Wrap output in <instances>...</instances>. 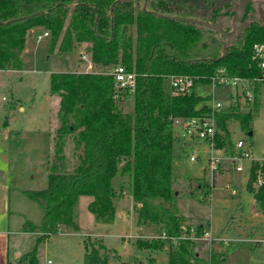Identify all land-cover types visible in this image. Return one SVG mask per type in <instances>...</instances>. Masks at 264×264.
Instances as JSON below:
<instances>
[{
  "label": "trees",
  "instance_id": "trees-1",
  "mask_svg": "<svg viewBox=\"0 0 264 264\" xmlns=\"http://www.w3.org/2000/svg\"><path fill=\"white\" fill-rule=\"evenodd\" d=\"M237 1L0 0V71H20L28 34L43 29L49 35L51 51L60 56L71 53L77 45L88 44L94 66L106 69L121 64L136 74L133 95L116 90L113 79L101 73L51 74L50 93L60 96L66 133L77 135L73 153L79 163L70 173H59L53 167L45 189L22 191L43 209L40 225L32 228L42 236L17 264H38L39 246L61 227L78 230L76 208L82 196L91 198L88 210L96 223L112 224L119 197L112 184L116 176L131 184L137 228L156 226L168 237L138 239L137 247L166 251L168 264L225 263L223 254L210 251L202 256L195 243L183 239L184 235L199 237L204 231L202 226L184 225L174 174L178 151L186 147L174 132V121L207 117L211 109L198 106L202 99L194 92L171 96L166 78L183 75L209 84L221 72L225 77L250 82L255 93L251 106L245 104L242 109L235 102L215 113V147L225 155H234L227 125L235 120L250 132L257 92L264 85L254 81L261 71L253 60V46L264 42V19L259 20L253 5H248L236 35L224 48L227 40L218 33L164 17L193 18L228 32L232 18L229 9ZM128 96L133 97V114L122 110ZM61 144L63 140L57 145L60 151ZM258 172L264 180V161L251 166L247 189L253 193L256 212L264 216V183L253 187Z\"/></svg>",
  "mask_w": 264,
  "mask_h": 264
},
{
  "label": "rangeland",
  "instance_id": "rangeland-1",
  "mask_svg": "<svg viewBox=\"0 0 264 264\" xmlns=\"http://www.w3.org/2000/svg\"><path fill=\"white\" fill-rule=\"evenodd\" d=\"M255 15L258 17L257 13ZM43 32L36 29L27 37L19 72L0 71V180L11 188L13 221L23 219L24 230L34 233L32 228L41 223L43 209L22 191L45 189L53 167L59 173H70L79 163L73 153V140L77 135H68L62 125L60 96L50 93V76L85 73L86 63L81 55L88 54L89 47L88 44L77 45L71 53L60 56L51 51L49 38L40 43L35 41V36ZM104 70L93 65L89 73ZM248 89L254 98V87ZM194 95L202 99L198 106L212 107L217 103L227 106L238 102L243 109V105L253 103L244 99L241 86L214 89L210 84L197 83ZM122 110L133 114L132 96L123 102ZM248 126L252 136L238 121H230L227 129L231 142L234 146L242 141L244 150L254 160H260L264 158V85L257 92V103ZM61 140L62 151L57 146ZM186 142L188 145L179 149L174 165L176 188L181 194L177 199L180 215L186 225L203 226L215 237L229 241L228 248L195 241L197 252L202 256L210 251L221 253L226 257L224 264H264V216L256 212L253 193L247 189L253 163L247 159L237 161L235 164L242 167V172L237 173L234 166L224 160L223 169L215 176L213 184L206 169L209 147L200 141ZM216 154L225 159L224 153ZM192 156L197 157L195 162L190 161ZM112 184L119 193L116 203L120 200L113 223H96L88 210L91 198L80 197L76 208L78 230L61 227L56 234L47 235L37 252L38 264H105V261L108 264H168L167 252L137 247L139 238L145 241L143 237L161 235V230H139L131 184L119 176L113 178ZM253 187L256 188V182ZM189 193L191 197L182 196ZM16 224L14 222L13 228ZM36 233L37 236L26 238L23 252L32 250L35 241L42 236L38 230ZM101 245L104 249H100ZM14 249L12 243V251ZM92 250H97L98 254H91ZM24 254L10 264H17Z\"/></svg>",
  "mask_w": 264,
  "mask_h": 264
},
{
  "label": "built area",
  "instance_id": "built-area-1",
  "mask_svg": "<svg viewBox=\"0 0 264 264\" xmlns=\"http://www.w3.org/2000/svg\"><path fill=\"white\" fill-rule=\"evenodd\" d=\"M49 35L47 32H43L42 34H37L35 36V41L40 43L44 39L48 38ZM82 61L86 63L85 73L91 72L93 69V63L90 59L89 54L81 55ZM253 60L256 62L258 69L261 71L260 78L254 80L256 82H264V42H259L253 46ZM101 74L110 76L113 79L114 87L118 91H127L130 95L134 94L135 84H136V74L132 72H128L124 66L121 64L106 68L102 71ZM167 82V91L173 97H181L190 95L194 92L195 85L197 84L196 80L189 76L183 75H174L166 78ZM210 85L214 89L218 87L230 86L234 89H237L238 86H241L243 89V97L247 101L252 102L253 97L248 89L251 86L250 82L241 78H228L220 73H216V75L211 79ZM224 105L217 103L216 105L210 107L211 113L207 117H192L186 119H177L174 121V132L177 136L186 142V140L200 141L205 143L210 149V156L207 159V167L209 174L211 175L212 183H215V176L223 169L222 164L224 160L228 161L231 166H234V170L237 173L242 172V167L240 165H236L235 163L241 159L250 160L254 163H262L264 158L260 160H254L251 154L248 151L244 150V144L242 141H238L234 145L235 154L232 156L225 155V159L219 157L216 153L221 152L224 153L223 150L217 149L215 147V136L217 133V123L215 119V113L219 111ZM197 157L192 156L190 158L191 162H195ZM257 181L256 188L261 186L264 183L263 176L260 172L257 173ZM233 195H236L235 191H232ZM184 230L185 227L183 226ZM167 235L163 233L161 240L167 239ZM183 239H189L192 242L201 241L205 242L210 247L218 244L223 247H229V241L222 239L221 237H215L209 231H204L203 234L199 237H186L183 236Z\"/></svg>",
  "mask_w": 264,
  "mask_h": 264
},
{
  "label": "crops",
  "instance_id": "crops-1",
  "mask_svg": "<svg viewBox=\"0 0 264 264\" xmlns=\"http://www.w3.org/2000/svg\"><path fill=\"white\" fill-rule=\"evenodd\" d=\"M34 32H35V30L30 32L28 34V36L34 34ZM26 41H27V38H26ZM83 45H86V44H83ZM22 54H23V52H22ZM184 145L187 146L188 145L187 142H184ZM1 176H2V174H0V177ZM10 191H11L10 186L5 182H1V180H0V264H7L10 262H16L18 260V258L22 254L25 253V252H23L24 250H23L22 244L24 243V241H26V238L30 237L31 235H33V236L38 235L36 232L34 233L30 230H27V231L24 230L23 225H24L25 221L23 219H21V221H19V219L13 221L12 213L10 212ZM253 202H254V200H253ZM119 203H120V200L117 203H115L116 209H118ZM116 215H117V212L115 213V217H116ZM14 222H15V224L17 222H19L16 224L15 228H13ZM184 225H186V224H184ZM36 226H38V225L36 224ZM153 228H158V227H156V226H144V227L138 228V229L139 230L140 229L150 230ZM203 231H207V229H205L203 227ZM163 233L164 232L161 231V235H158V236H152V234H148L147 237H143V238L145 240H147V239H160L162 237ZM12 243L14 244V247H15L14 251H12ZM35 243H36V241H35ZM34 246H35V244L33 245V247ZM149 261H150V263L153 262L151 260H149ZM153 264H155V263L153 262Z\"/></svg>",
  "mask_w": 264,
  "mask_h": 264
},
{
  "label": "water",
  "instance_id": "water-1",
  "mask_svg": "<svg viewBox=\"0 0 264 264\" xmlns=\"http://www.w3.org/2000/svg\"><path fill=\"white\" fill-rule=\"evenodd\" d=\"M252 4L255 12L258 15V19L262 20L264 19V0H238L234 5L229 9V11L232 13V18L230 21V31H225L222 27L211 24V23H206L197 19L193 18H182V17H173V18H167L166 19H171L174 21H179V22H184V23H189V24H196L200 25L206 29L212 30L216 33H218L222 38L226 39V46H228L231 41L233 40L234 36L236 35L243 18L245 16L246 9L248 5ZM146 8V5L144 6V10ZM155 16L159 17V15L154 14ZM223 48V50H224ZM249 136H252V133L249 132Z\"/></svg>",
  "mask_w": 264,
  "mask_h": 264
}]
</instances>
